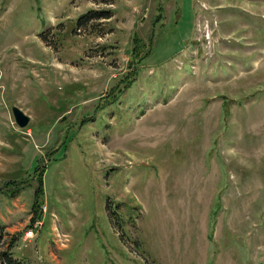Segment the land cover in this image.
Wrapping results in <instances>:
<instances>
[{
  "label": "rangeland",
  "instance_id": "rangeland-1",
  "mask_svg": "<svg viewBox=\"0 0 264 264\" xmlns=\"http://www.w3.org/2000/svg\"><path fill=\"white\" fill-rule=\"evenodd\" d=\"M108 1L0 0V249L264 264V0Z\"/></svg>",
  "mask_w": 264,
  "mask_h": 264
},
{
  "label": "trees",
  "instance_id": "trees-1",
  "mask_svg": "<svg viewBox=\"0 0 264 264\" xmlns=\"http://www.w3.org/2000/svg\"><path fill=\"white\" fill-rule=\"evenodd\" d=\"M100 1L102 3H109L108 0H100ZM110 12L111 11L109 9H103L101 11L90 10L86 15L80 17L79 19L77 18L76 24L79 25L78 27H81V25H84L90 22L91 20L93 21L96 18H101V17L109 18L111 16ZM44 36L46 37V35L43 34L42 37L45 38ZM114 213H116L115 210ZM4 234H5L4 225L0 224V241L4 238L5 236ZM6 243L7 244L5 249H0V264H30L28 261L24 259L15 258L13 256V254L11 253V248L14 245L12 239L9 238V240Z\"/></svg>",
  "mask_w": 264,
  "mask_h": 264
},
{
  "label": "water",
  "instance_id": "water-1",
  "mask_svg": "<svg viewBox=\"0 0 264 264\" xmlns=\"http://www.w3.org/2000/svg\"><path fill=\"white\" fill-rule=\"evenodd\" d=\"M12 113L14 115V120H15L16 124L19 127H26V125L30 121V117L27 114H25L20 108H18L16 106L12 107Z\"/></svg>",
  "mask_w": 264,
  "mask_h": 264
}]
</instances>
